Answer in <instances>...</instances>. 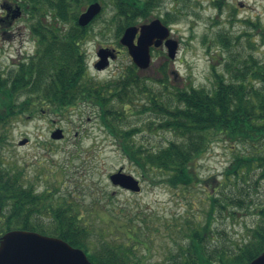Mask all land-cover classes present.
Returning a JSON list of instances; mask_svg holds the SVG:
<instances>
[{
	"label": "trees",
	"instance_id": "trees-1",
	"mask_svg": "<svg viewBox=\"0 0 264 264\" xmlns=\"http://www.w3.org/2000/svg\"><path fill=\"white\" fill-rule=\"evenodd\" d=\"M109 1L117 39L125 28L149 19L159 2ZM12 2L30 22L29 34L35 46L31 55L13 67L0 68V145L11 120L33 117L44 110L63 117L70 109L87 105L95 109L100 125L144 179H159L172 189L188 188L200 181L193 165L214 140L232 148L242 145L243 152L235 154L224 173L225 182L231 185L230 193L220 186L211 190L206 222L188 230L187 242L177 246L176 253L170 252L165 264H249L259 256L264 251V205L251 211L256 222L247 229V238L234 249L213 243V223L215 215L229 205L248 209L251 199L247 189L253 185L257 189L264 181V57L234 50L240 37L218 31L212 39L213 46H206L207 52L220 46L227 55L220 70L211 66L209 88L172 86L167 65L157 68L158 78L138 74L131 64L115 77L100 82L88 74L81 44L102 13L86 27H80L77 18L92 2H100L103 12L104 0ZM220 3L214 5L220 8ZM2 6L6 10L11 7ZM11 14L16 12L11 10L9 15L0 17V28L9 23ZM164 15L165 25L177 21L171 11ZM242 22L246 26L242 32L246 48L255 50V41L250 39L259 35L264 42V26L258 20ZM131 110L155 117L147 128L168 134L170 138L165 139L164 145H144L137 140L136 133L141 129L126 127ZM35 191L29 183L25 184L22 170L13 169L0 158V237L13 229L34 231L83 250L92 264H141L134 246L127 242L106 239L104 231L95 240L80 207L56 196L58 188Z\"/></svg>",
	"mask_w": 264,
	"mask_h": 264
},
{
	"label": "rangeland",
	"instance_id": "rangeland-1",
	"mask_svg": "<svg viewBox=\"0 0 264 264\" xmlns=\"http://www.w3.org/2000/svg\"><path fill=\"white\" fill-rule=\"evenodd\" d=\"M104 2L106 8L101 18L94 22L81 44L88 74L100 82L115 77L132 63L116 38L113 7L109 0ZM217 2H221L220 8L214 5ZM4 4L15 8L12 0H0L1 18L6 15ZM169 11L175 14L177 21L166 26L179 43L178 52L175 59L170 60L165 48L153 51L151 66L139 72L149 79L158 78L157 68L167 65L172 86L209 88L211 66L220 70L227 55L220 46L211 47L207 52L206 46H213L212 39L218 31H229L240 37V44L234 50L264 57V42L259 35L250 39L255 41V50L246 48L242 36L246 29L243 20H258L264 26V0H159L149 19L141 20L140 24L156 18L162 21ZM29 24L26 15L20 13L0 28L1 69L13 67L34 52ZM100 48L116 50L117 57L99 72L93 66ZM127 116L126 127L140 128L136 137L144 145H164L165 139L170 138L168 134L148 130L147 124L155 120L149 113L136 114L131 110ZM57 128L64 134L58 141L50 138L51 132ZM5 129L0 158L13 169L22 170L25 184L29 183L39 192L46 187L58 188L56 196L65 197L75 208L80 207L95 240L98 233L104 231L106 239L127 242L134 246L141 264H165L168 254L176 253L177 246L187 242L188 230L197 223L206 222L207 198L212 194L211 190L220 186L230 193L231 185L225 182L224 173L235 154L243 152L242 145L232 148L219 139L214 140L193 165L200 181L188 188L172 189L158 182L159 179L151 182L140 175L100 125L95 109L90 106L78 105L63 117L44 110L33 117L11 120ZM23 140L27 142L20 145ZM119 169L140 182L139 192L111 185L109 175ZM254 187L247 189L251 199L248 209L229 205L227 210L215 215L213 243L234 249L247 238V229L256 222L251 211L264 205V181L257 189ZM102 219L109 221L108 224Z\"/></svg>",
	"mask_w": 264,
	"mask_h": 264
},
{
	"label": "water",
	"instance_id": "water-1",
	"mask_svg": "<svg viewBox=\"0 0 264 264\" xmlns=\"http://www.w3.org/2000/svg\"><path fill=\"white\" fill-rule=\"evenodd\" d=\"M101 5L98 2L89 4L78 16L77 24L80 27L87 26L100 12ZM18 15L19 8H16ZM169 28L163 25L160 19H153L148 23L127 27L120 37L119 43L127 49L133 64L140 70H146L151 63L150 48H166L168 57L174 59L178 49L176 40L169 38ZM137 36V38H136ZM136 38V42L135 41ZM99 60L94 68L97 71L104 70L109 59L114 58L112 51L99 49L96 53ZM62 129L54 130L50 137L53 140L63 139ZM23 140L19 144L24 145ZM113 186L122 189L139 192L140 186L137 179L125 174L119 169L109 176ZM1 213V208H0ZM0 264H92L86 254L70 246L65 241L50 236H44L36 232L24 230H11L0 237ZM249 264H264V251Z\"/></svg>",
	"mask_w": 264,
	"mask_h": 264
},
{
	"label": "flooded vegetation",
	"instance_id": "flooded-vegetation-1",
	"mask_svg": "<svg viewBox=\"0 0 264 264\" xmlns=\"http://www.w3.org/2000/svg\"><path fill=\"white\" fill-rule=\"evenodd\" d=\"M160 48H163V47H160ZM152 49H153V48H152ZM158 49H159V48H158ZM156 50H157V49H156ZM156 50H155V51H156ZM152 51H153V50H151V54H152ZM116 57H117V52H116V50H115V57H114V59H115ZM137 72L139 73V71H137Z\"/></svg>",
	"mask_w": 264,
	"mask_h": 264
}]
</instances>
